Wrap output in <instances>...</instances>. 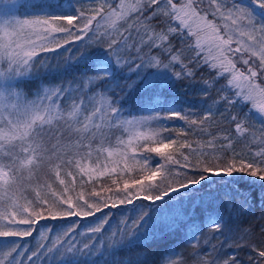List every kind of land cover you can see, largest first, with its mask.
<instances>
[{"label": "snow or ice", "instance_id": "snow-or-ice-1", "mask_svg": "<svg viewBox=\"0 0 264 264\" xmlns=\"http://www.w3.org/2000/svg\"><path fill=\"white\" fill-rule=\"evenodd\" d=\"M19 7L32 11L7 18L4 5L0 21V264H37L46 255L61 256L58 264H116L99 246L118 208L132 215L113 234L109 255L154 238L163 222L166 236L183 234L153 264H264V224L254 242L249 229L212 206L211 192L199 195L218 183L214 177L234 175L264 190V0H38ZM74 41L83 44L64 71L75 78L29 93L42 80L37 66L54 59L43 54H61ZM185 48L194 55L185 57ZM201 69L214 73L211 85L224 81L213 101L227 111L219 135L207 129L222 112L207 106L194 116L162 96L178 82L194 86ZM209 87L204 80L201 94ZM195 129L200 140L189 138ZM104 176L111 183L101 191L76 193L77 181L95 189ZM238 195L241 204L229 198L223 211L247 214L249 197ZM259 199L264 204V191ZM176 207L169 219L166 210ZM206 229L212 239L235 240L247 261L236 252L215 255L207 238L201 245ZM45 232L55 239L30 249L28 238ZM240 232L245 237L234 235Z\"/></svg>", "mask_w": 264, "mask_h": 264}, {"label": "trees", "instance_id": "trees-1", "mask_svg": "<svg viewBox=\"0 0 264 264\" xmlns=\"http://www.w3.org/2000/svg\"><path fill=\"white\" fill-rule=\"evenodd\" d=\"M35 2H38V0H0V21H3L6 18V10L4 8V5H7L10 9L7 18L22 19L26 18L27 13L31 12L32 9L28 7L21 8L19 7V5L27 6ZM13 5H15L16 7H12ZM85 39H87V37H85ZM82 44L83 41H74L72 43L66 44L64 48L59 49L58 52L61 54H58L56 52L43 54L54 59H49L44 62L46 64V67L44 68H40L39 65L37 66L38 76L42 78V80L37 79L34 83L29 84L27 91L29 93L35 92L38 88L41 87V84L46 87H51L71 82L75 78L76 74L71 71L65 72L64 69L69 64L75 65L76 59L79 56L77 48ZM193 55L194 54L191 51L185 48V57H191ZM48 66H50V68ZM146 71L151 72L155 70L149 68L146 69ZM200 76L203 77V80L199 79ZM213 76L214 73H210L206 69H201L198 73V79L194 86L185 87L184 85L187 84L186 81L178 82L176 88L173 91L164 90L162 92V96L166 101L173 102L177 107L185 110V112L191 109L194 116H199L207 106H211L213 108V111H216L218 113L222 112L224 115H217L212 126L207 129L208 132L216 133L219 135L222 134L223 131L228 127V123L225 120L227 111L225 110L222 101H220V103L218 104H214L213 101H219L221 95L219 89L221 88L224 81L221 80L220 82L211 85ZM204 80L210 82L209 94L207 96L201 94V88L203 86ZM136 102V100H132L130 103V107L131 104H135ZM136 115L140 114L136 113ZM127 118L131 119L132 117L129 116ZM168 123L177 127L183 125L184 128H188V125L184 124L182 121L173 120L168 121ZM189 138L194 141L200 140L201 135L199 129H195L192 133H190ZM243 147V145H237L238 149H242ZM95 179L97 180L95 189L92 188L91 183H86L84 187L81 188L79 187V181H77L76 193L78 194L81 191L87 193L92 190L101 191L102 188L107 187L108 184L111 183L107 176L97 177ZM213 179L217 180L218 183L211 184L210 187H206L204 191L199 195L207 197V194L211 192L215 197L214 199L208 197L209 199H212V206L221 207L222 214L226 219L229 217V215H231L235 222L239 224L242 229H249L253 233L252 240L254 242H258L261 239L259 226L264 224V204H262L259 199L261 192L264 190L261 189L260 184L249 183L248 181L251 180V178H241V176L239 175H234L233 177H214ZM229 180L233 182L229 183ZM49 183H51V181H49ZM53 189H57L56 184H53ZM238 193L242 194L243 196L249 197L250 210L247 211V214L237 215V213L232 209H229L226 212L223 211L222 203L224 201H227L229 198L232 199L234 204H241V195H238ZM137 203L140 202L137 201ZM126 207L130 208L131 206ZM178 210V207L170 208L166 210L165 214L169 216V219H171L172 216L176 215ZM114 211L115 215L111 216L109 218L108 225H105L104 240L99 246L101 251H103L105 248L107 249V252L104 256L105 260H114L116 264H125V262L127 261H132L133 264H135V262L137 261H140L141 264H153V260L160 254L161 249L165 246V244L171 245L174 241L179 244L180 236L183 233L181 232L180 234L175 236H166L164 232L165 224L162 222L157 225L158 234L154 238L142 240L137 246L133 247L132 249L116 248L115 254L109 255L113 252V245L111 244V241L115 238H118L114 237L113 234L117 232L118 228H122V222L132 215L131 212H124V215H120V213L124 211L123 208H118ZM97 215H102V213H98ZM153 216L155 219L154 214ZM197 217L198 221L203 219V215L200 214L199 209H197ZM90 219L95 220V217H92ZM56 223L60 224L64 222L57 221ZM62 231L63 230L58 229L57 234H62ZM213 235L215 234L212 231L206 229L199 237L201 245H204L207 241H210L211 245L215 246L216 248V253H214L215 255H226L231 252H236L240 258H243L245 261H247V256H245L244 251L237 246L235 240L225 243L224 237L212 239ZM234 235L237 238L245 237V233L243 232L235 233ZM44 237V239H41V237L39 236H37L36 239L28 238V247L32 250H37L41 243L49 244L50 239H55V236L50 237V234L47 232L44 233ZM205 238H207V241L205 240ZM185 248L188 252L195 251V249L192 247L185 246ZM29 254L30 253H25V257ZM94 258L100 260L99 254L97 253ZM60 259L61 256H56L55 259H53L50 255H46L44 257H41V260L38 261L37 264H58V261ZM26 264H30V262L26 261Z\"/></svg>", "mask_w": 264, "mask_h": 264}]
</instances>
